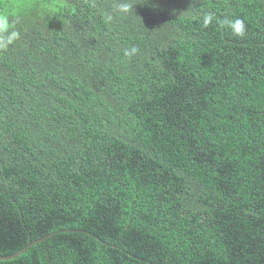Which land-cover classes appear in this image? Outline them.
Listing matches in <instances>:
<instances>
[{
	"label": "trees",
	"instance_id": "1",
	"mask_svg": "<svg viewBox=\"0 0 264 264\" xmlns=\"http://www.w3.org/2000/svg\"><path fill=\"white\" fill-rule=\"evenodd\" d=\"M120 2L0 0V264H264V0Z\"/></svg>",
	"mask_w": 264,
	"mask_h": 264
},
{
	"label": "clouds",
	"instance_id": "2",
	"mask_svg": "<svg viewBox=\"0 0 264 264\" xmlns=\"http://www.w3.org/2000/svg\"><path fill=\"white\" fill-rule=\"evenodd\" d=\"M149 3V0H148ZM147 3V4H148ZM135 5H132L128 2H120L117 3L115 6V10L121 14H128L132 9L134 8ZM157 7V5H156ZM155 7V8H156ZM113 19V16L111 14H108L105 16V23H110ZM210 19L208 17L207 20ZM10 25L8 22V17L7 14H0V48L7 47L9 44L13 43L15 39L18 38L19 34L15 31H10ZM232 28L234 31V34L237 36H243L245 34V25L242 20L237 19L234 21L232 24ZM132 52H135V49H132ZM125 55H131L130 52H125Z\"/></svg>",
	"mask_w": 264,
	"mask_h": 264
},
{
	"label": "water",
	"instance_id": "3",
	"mask_svg": "<svg viewBox=\"0 0 264 264\" xmlns=\"http://www.w3.org/2000/svg\"><path fill=\"white\" fill-rule=\"evenodd\" d=\"M49 237V236H47ZM47 237H43L39 240H36V241H33V242H30L29 244H27L26 247H24L22 250L18 251L17 253L11 255V256H7V257H0V261H9V260H12V259H15L17 257H19L20 255H22L24 252H26L32 245L36 244V243H39L41 241H43L44 239H46Z\"/></svg>",
	"mask_w": 264,
	"mask_h": 264
}]
</instances>
